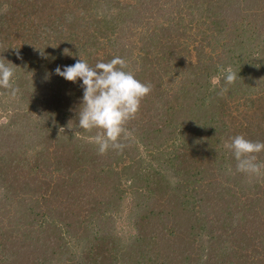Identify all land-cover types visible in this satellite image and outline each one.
Masks as SVG:
<instances>
[{
	"label": "trees",
	"instance_id": "1",
	"mask_svg": "<svg viewBox=\"0 0 264 264\" xmlns=\"http://www.w3.org/2000/svg\"><path fill=\"white\" fill-rule=\"evenodd\" d=\"M98 4L0 0V57L17 67L14 82L20 89L12 98L0 88V101L14 106L0 105V120L8 118L0 121V202L15 197L18 205H27L28 198L46 210L27 214L23 205L24 216L15 223L8 216L5 223L0 221V264H264V179L247 182L235 172V160L223 147L236 135L264 141V58L249 56L257 39L243 30L247 23L255 28L258 18L264 27V0H159L157 16L148 18L155 28L147 40L144 32L133 39L146 62L154 46L173 65L167 70L174 74H165L167 82L157 75V65L126 69L152 90L160 88V99L151 93L145 97L159 102L149 105L143 99L141 105L157 113L155 118L160 109L163 128L170 132L166 139L177 141L162 154L168 170L157 174L152 167L134 168L133 159L120 170L109 156L112 150L98 155L87 140L91 134L77 128L82 81L72 83L55 73L57 67L74 65L79 55L94 67L117 56L124 59L127 46H137L125 38L137 27L127 31L123 17H129L135 5H125L123 14L106 5L102 14L84 22L83 13L98 11ZM261 45L259 53L264 55V42ZM64 49L72 55H64ZM229 67L237 73L231 85L221 72ZM154 117L143 122L154 126ZM15 121L35 127L29 133L38 141L30 162L24 154L23 160L12 163L22 152L4 142L9 135L2 131H9ZM150 126L142 131L146 142L158 132ZM145 145L150 149L152 142ZM259 158L264 160V153ZM130 171L129 177L142 184L133 183L130 193L142 204L129 210L128 231L123 232L116 222L126 192L119 188L118 176ZM87 177L89 193L71 200ZM114 184L118 187L105 190ZM100 189L105 195L95 201ZM58 199L60 207L51 209L48 222L47 206ZM29 215L31 220L24 219ZM13 232L17 236L5 240Z\"/></svg>",
	"mask_w": 264,
	"mask_h": 264
},
{
	"label": "rangeland",
	"instance_id": "2",
	"mask_svg": "<svg viewBox=\"0 0 264 264\" xmlns=\"http://www.w3.org/2000/svg\"><path fill=\"white\" fill-rule=\"evenodd\" d=\"M93 1L94 2L96 1L99 3L98 4L99 9H98V11H96L95 9H91L90 12L83 13L82 16L85 18L84 22H86V23L89 21V19L90 20L93 19L94 16L102 14L103 13V7L106 8V5H109L114 10V12L117 11L118 13H122V14H123L122 11L126 12L124 10L125 5L130 4V3L132 5H135V9H133L134 12H132L129 17L125 16V15L123 16L127 20V22H126V20H124L126 25H128L127 31H128L130 26L137 27L136 29L132 30L131 33H133V34H131L130 32H127L125 34L126 35L125 38L129 42L132 41L130 44L137 45L135 47H133V46L129 47V45H128L127 46L128 49L126 48L127 53L125 54L124 59L127 61L128 67L133 66V68L136 71H142L148 65L150 67L157 65V68H159V71H157V75L163 76V78H165L167 75H173L174 74V72H170L167 70L168 67H172L173 65L170 64V61L167 62L163 58H161L163 54H162V49L160 47H159V54L156 53V48L154 46H152L148 50V52H150V55H149L150 60L146 62L145 60H143L141 58L142 54H139L140 50H139L137 40H133L134 38L138 39V34L141 32H142V34L144 32V34H145L144 37L147 40L149 33H151V31L155 28V26H154L155 23L148 20V18L152 15L157 16L158 13L156 12L155 7L156 6L159 7V0H107V1L106 0H93ZM162 1H164V0H162ZM118 2H119V5H118ZM216 12L217 13L219 12V14L222 15L221 11H216ZM217 18H220V17L217 16ZM262 20L263 19L258 18V21L255 25V28L249 27V25L247 23L245 25V27H247V28L244 27V29H243V30L248 31L249 35H251L252 40L257 39L256 41H253V47H254L253 49H255V50L250 51L248 53L250 57H256L257 58V57L262 56V58H264V55L262 53L261 54L259 53V51L263 50V46L261 44H263V42H264V31H262V30H264V27H263V25L260 24V22ZM125 23H122V24H125ZM194 27H195V24H193V28ZM205 31L208 33L207 30H205ZM191 32H193V31H191ZM129 36H130V38H129ZM191 47H192V44H191ZM155 55H157V56H155ZM154 57H156L158 59V61H155V62H153V64H150L151 59ZM164 70H165V72H164ZM165 74H166V76H165ZM167 79H168V77L165 78L166 82H167ZM151 94L159 95V99H160L162 92H161L160 88L159 89H153L151 91ZM159 99L157 97L150 96V98L149 97H147V99L144 98V100H145L144 102H146L149 105H150V103L153 105V102H159ZM8 102L9 101L1 100L0 105H4V107L7 106L5 109H12L13 110L14 106L11 105L10 102L9 103ZM144 106L146 107V104H144ZM144 106L143 105L140 106V110H139L138 114L136 115V118L134 120H131V122H129L127 124V128H129V131L131 133L129 139L127 141H125V143L127 144V147L123 150L122 153H117L116 151H112V153H110L109 156L111 159H115V160H117V162H119V164L116 165L117 168H119V169L121 167H123L125 164L128 165L130 163V159H133V162L135 164L134 168H138V167L140 168L141 166H144V167L148 166V167H152V168L156 169V171H155L156 174L157 173H165L168 170V163L165 160V156H163L162 154L169 153L170 150H173L171 143L173 142L176 144L177 141H175V140L173 141L172 137L170 139H166L167 134H169L170 132H169L168 128H165V129L163 128L164 124L160 121V109H159V117L155 118L154 116H156L157 113L152 112L150 110L145 111ZM151 108H153V107H151ZM35 114L36 113H33L32 116H34ZM153 117H154V119L152 120V122L154 121L153 124H155V125L154 126L153 125L152 126H150V125L146 126L143 121L144 120L148 121V120H150V118H153ZM38 119H39V116L37 115L36 120H38ZM1 120L3 121V123H5L6 120L8 121V118L3 116ZM149 126L153 131L158 130V132L154 133V135H152V138L146 142L145 138L142 136L145 133H143L142 131L148 129ZM131 129H137V131L134 132ZM30 130H32V131H30ZM34 131H35L34 125L30 126V125H26L25 123H23V125L20 126V121H15L13 126L11 127V129L9 131L8 130L2 131L3 133L5 132L6 134L9 135V136H7L8 139H6L4 142H6L7 145H10V144L15 145L14 146L15 150L22 152V155L14 156L16 161H12V163H17L18 160H23L22 156L24 154H26L25 159H28L29 162L31 161V159H32L31 152H32V150H34V145L38 142L37 139H36V141H34V139H31L32 135L29 134V133L33 134ZM162 136H163L162 140L159 141V139H157V138L162 137ZM141 138L144 141H142ZM31 140H33L34 143H31ZM151 142H152V145L150 146V149H147L145 144L151 143ZM31 144H33V146H31ZM155 147H159V149L157 150L158 153L156 151H154ZM36 148L38 150H40L41 147H36ZM95 149H96V147H95ZM65 150H66V148H65ZM71 151H72V149H71ZM150 152H151V154H150ZM20 165H21V163H20ZM85 169H87V166L85 167ZM147 171H148V169H147ZM131 172L132 171H130L127 174H124L125 176L124 175L118 176L120 178V180H122L121 184L119 185V188H123L126 192L124 199L122 201L123 209H121V212L118 213L119 218H117V222H116L119 225V227L121 228L120 230H122L123 232L128 231L127 230V223H128L127 216H128L129 210L131 208H133L134 206L137 207V206H141L139 204H142V202L138 198V196H136L133 193H130L133 190V188L130 189V187H131V185H133V183H135L133 178L129 177L131 175ZM146 173L147 172H145L143 174H146ZM89 180L90 179L87 177L86 180L84 181L85 185L82 184L83 188L81 189V192H80V194H78V196H77V194H73V192H72L71 197H73V198L71 200H74V199L78 200L80 197H85V195H87V193H89L90 188H91V186L88 185ZM140 185H142V184L141 183H135V186H140ZM114 186L118 187V185L114 184V185L107 186L105 190H108V191L111 190L112 191ZM4 192H8V191L4 190ZM101 194L105 195V191L102 189L97 190L94 193L93 199L95 201H100V199L102 198ZM62 196H63V198H65L64 195H62ZM26 197H30V195H28ZM14 199H15V197L13 199L9 198V200L6 201L5 204H2L0 202V221H2V223L6 222L7 216L10 217V219L14 220V223L20 217L24 216V214L22 213V208H23V205H25V203L23 205H18L16 203V200H14ZM260 199H259L258 205L263 206V203L261 202ZM28 200L29 199L26 198V202L29 203V204L25 205L26 209H27L25 212L27 214L31 213L32 215H35V212L36 211L40 212L41 208L43 211H46L44 207H41V208L35 207L34 201H28ZM54 201L55 200L50 201L51 203H49L47 206V207H49L48 209L50 210L49 211L50 215L46 214V216H48V218H47L48 222L52 221L51 218H49L52 214L51 209L53 210V212H55V210L60 207V204H59L60 200L58 199L57 201H55V203H54ZM115 201H116V199H114V202ZM118 201H120V200H118ZM239 201H242V198H240ZM206 203L208 204V202H206ZM238 204H240V203L238 202ZM27 218H28V220H31L30 215L28 217H25L24 219H27ZM209 218H210V216L207 214L206 219H209ZM233 221L236 222L235 220H233ZM228 223H231V221L228 220ZM10 234H11L10 237L6 238L5 240H10V239L17 236V234L14 232L10 233Z\"/></svg>",
	"mask_w": 264,
	"mask_h": 264
},
{
	"label": "clouds",
	"instance_id": "3",
	"mask_svg": "<svg viewBox=\"0 0 264 264\" xmlns=\"http://www.w3.org/2000/svg\"><path fill=\"white\" fill-rule=\"evenodd\" d=\"M64 55L71 56L72 53L64 49ZM16 68L0 57V88L7 90L12 98L20 93L14 82ZM126 69L127 61L119 56L109 62H97L93 67L80 55L74 65L65 66L63 70L60 67L55 69V73L66 81H82L83 97L77 128L91 134L87 140L96 146L101 156L110 150L122 153L127 147L125 141L131 135L127 124L135 118L142 100L152 91L150 83L141 82L132 70ZM221 72L227 85L236 81L237 73L231 67L222 68ZM227 91L225 87L223 92ZM59 131L64 133L65 129L60 128ZM223 147L235 160V172L243 174L247 182L264 179V160L259 158L264 153V141H253L243 135H236L225 141ZM228 172H232L231 167Z\"/></svg>",
	"mask_w": 264,
	"mask_h": 264
}]
</instances>
